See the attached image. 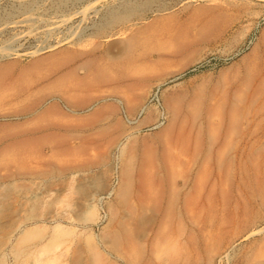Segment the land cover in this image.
<instances>
[{
  "label": "bare ground",
  "instance_id": "1",
  "mask_svg": "<svg viewBox=\"0 0 264 264\" xmlns=\"http://www.w3.org/2000/svg\"><path fill=\"white\" fill-rule=\"evenodd\" d=\"M152 1L113 2L115 4L108 9L97 31L102 33L118 23H126L129 18L142 16ZM248 4L243 0H203L195 6L191 0H185L179 8L183 17L174 12L177 9L159 12L158 17L140 25L132 34L121 35V45H114L112 52L110 47L106 55L98 50L93 53L99 43H89L92 44L91 51L85 48L60 53L51 51L30 59L26 65L17 60L0 62V106L8 100L20 101L17 107L11 105L13 108L10 110H0V186H6L8 178L18 176L22 179L27 174L42 177L72 171L71 177L69 175L72 180L75 172L94 170L105 163L109 153L107 148L117 143L124 133L128 140L134 129L149 130L151 125L150 128H157L152 138L128 143L120 162L119 158L116 161L110 189L98 194L94 191L96 197L86 199L82 196L88 202L89 211L86 213L96 211L93 215L97 216L98 211V224L102 226V245L106 255L98 252L91 242L92 248L98 252L93 257L94 264H171L172 259L165 261L160 258L164 252L173 253L176 257L181 253H194L203 264H218L235 248L237 240L232 237L235 236L233 232L246 239L263 233L264 239V26L250 49L218 75H208L187 84L186 89L172 92L164 99L160 94L156 95L155 103H151L150 98L157 90L150 89L148 95L142 91L134 93L137 88L149 87L147 81L163 80L184 67L188 68L187 65L195 60L205 45L219 41L237 27L243 16L250 13ZM28 12L22 21L29 23L33 17ZM262 18L264 15H259L248 32L244 30L246 41ZM107 35L112 37L117 33ZM53 45L37 47L29 52L33 55ZM4 46L0 49L2 56L15 53L14 49ZM240 47L234 53L239 52ZM171 65H178V69H169ZM78 69L83 71L81 78L77 77ZM97 86L105 87L106 92L111 93H104L103 88L102 94L100 88L101 93L96 94ZM83 108L88 113L79 114ZM115 112L119 117L114 120L112 115L113 120H109L108 116ZM96 124L99 127L91 129ZM49 127L69 128L71 133L54 134L59 141L49 146L52 157L41 162L44 155L42 147L45 146L31 141L38 138L33 137L32 132ZM82 128L89 131L82 133ZM66 138L79 140V143L65 146L62 141ZM34 160L36 166H31L29 163ZM2 168H5L4 172ZM91 178L88 175L83 177L86 183H90ZM73 181L77 183L75 178ZM30 187L33 188L32 185ZM75 189L77 192L63 190L68 200L64 198L67 204L61 210H75V206L84 200L75 202L80 198L76 196L80 195L78 191L81 188ZM145 209L151 210L155 217L149 231L145 230L148 235L141 239L133 231L132 219L138 211ZM67 214L64 213V219H71ZM56 226L61 224L58 222ZM208 226L214 228L209 230ZM19 237L22 241L23 235ZM221 246L222 251L219 250ZM36 259L32 264L51 262L50 259L45 262L41 257ZM240 260L241 264H257L249 250L243 252Z\"/></svg>",
  "mask_w": 264,
  "mask_h": 264
},
{
  "label": "rangeland",
  "instance_id": "2",
  "mask_svg": "<svg viewBox=\"0 0 264 264\" xmlns=\"http://www.w3.org/2000/svg\"><path fill=\"white\" fill-rule=\"evenodd\" d=\"M60 1L61 0H59V1L58 0H24V1L23 0H0V18H1L0 19V49L3 48V45H5L4 46L5 48L7 47L9 49H14L13 51L15 52V53L10 54V56H7V57L5 55L2 56L3 53L0 54V62H4L7 60H17V61H19L20 64L26 65L33 58L48 54L51 51L60 53L63 51H69L70 52V51L84 50V48L91 51L92 50L91 45L93 43H99V45H97L92 50L93 53L97 52V50H98V51H100L106 55L109 52L110 47L112 49L110 51L112 52L114 50L115 46L118 47L117 45H119V46L121 45V43H122V41H121L122 36L121 35L126 36L128 34H132L136 29L139 28L140 25L145 24L148 21L150 22L154 18L158 17L160 13H166L168 11L173 12L174 10L177 9L174 12H177L178 16L180 15L181 17H183V13L180 12L179 8L182 5V1L184 2L185 0H153L152 4L149 6V9L145 10L143 15H142V16H145L147 18L142 20L140 18L142 16H140V15L134 16V17L126 20V23L125 22L118 23V24H116V26L114 25V26H112V28L107 29V31L105 30V32H102V33L97 31V27L99 26V23H102V21L104 20V18H105L104 15L107 14L108 9H110L115 3H118L120 0H67V1L62 0L61 2ZM133 1H141V0H133ZM243 1L246 2L247 4L249 3L248 4V11L250 13L246 14L247 16L248 15L249 16L248 17L243 16L244 19L242 18L241 21L238 22L239 26L238 25H237V27L235 26L232 29V32L230 34H227L222 39H219V41L217 40L213 43H210V45H205L204 48L202 49V51L200 52V54L195 58V60L191 64L187 65L188 68L184 67L181 71L176 72V73L172 74L171 76H168L167 78H165L163 80H153L151 83H149L147 81L146 83L149 84V87H147V88L141 87V89L145 88L146 91L141 90L140 88H139L140 89L139 90L137 88V89H135L134 93L139 94L142 91V93H145V95H148V93L151 90H154V91L157 90V93L153 94L150 98L151 103H155L156 98H157L156 95L160 94L161 98L164 99L168 94H170L172 92H178V91L186 89L188 87L187 84L198 82V81H200L204 78H207L209 76L218 75L221 70H223L227 67V65L229 66L233 62L237 61L242 54H244L245 52H247L250 49L253 42L256 41V39L258 37L260 29L262 28V26H264V18H262L259 22L260 24L257 25V27H256V29H254L252 35L246 41L245 37L247 34L246 32H248L247 30H249V26L252 25V23L256 20V17H258L259 15L260 16L264 15V13H263L264 12V7H263L264 1H262V0H243ZM113 2H115V3H113ZM191 2L196 6V4L199 5V3H203V0H191ZM250 2H252V3H250ZM27 4H29V5H27ZM88 5H90V6H88ZM3 8H4V10H3ZM150 8H151V10H150ZM18 9H19V11H18ZM253 9H254V11H252ZM43 11H45V12H43ZM75 11H77V12H75ZM26 12H28L27 14H31V16L33 17V19H32L33 21H29V23L22 21ZM153 12H155V13H153ZM13 13H15V14H13ZM72 13H74V14H72ZM252 14H254V15H252ZM144 20H146V21H144ZM246 27H247V29H246ZM241 28L243 31L241 30ZM26 31H27V33H26ZM125 31H126V34H124ZM112 32L117 33V35L112 36V37L107 35V34H110ZM69 33H71L73 35L70 36L71 34H69ZM84 33H86V34H84ZM244 33H246V34H244ZM75 34L76 35L78 34V35L76 36ZM103 34H106V35H103ZM97 35H99V37ZM235 35H237V36H235ZM85 36H87V38ZM92 36L95 38H93ZM234 36L237 39L234 38ZM11 37H12L13 41L11 40ZM110 38H112V39H110ZM78 39L80 41H78ZM244 40L246 41V43ZM92 41H94V42H92ZM115 41H117L118 43H116ZM113 42H114V44H113ZM89 43H92V44L89 45ZM51 44L52 45L54 44V45L50 49H48V48L40 49L39 52H37L36 54H33V55L30 53L31 51H33V49L35 50V49L41 48L42 46L51 45ZM108 44H110V46ZM230 44H232V45L229 46ZM77 45H78V47H77ZM10 46H12V47H10ZM149 46H151V45H149ZM239 47H240V51L237 53H234L235 50ZM117 51L119 52V50H117ZM29 54H31V55H29ZM171 66H173V65H171ZM170 67H169V69H172V70L178 69V65L177 66L174 65L171 68ZM135 76H137V74ZM135 78H137V77H135ZM150 84H153V85H150ZM104 90H105V91H103L104 93H111L108 91L106 92L105 87H104ZM103 92H102V94H103ZM17 103H20V101L17 100V102H16V99L12 100V101L8 100L6 103L1 104L0 110L1 109H8V108H9L8 110H10L13 107H17L18 106ZM8 104H9V106H8ZM27 119H28V116H27ZM150 127H152V126L149 125V130H146V129L145 130L144 129L135 130L134 129L133 133L129 136L128 140L125 138V136H123L125 134L124 133L120 138L121 140L119 139V141L117 143L113 144L114 146L111 145L110 146L111 148H107L108 149L107 152L109 151V153H108V157H107V160L105 163L107 165L109 164V166L107 167V165L105 163L100 164L99 168L97 167L94 170L81 171L80 173H82L83 175L80 174L79 172H75L76 174L74 175V178L76 180L75 182H77L78 184L74 183V181H73L74 178L72 180H70V177L72 175L70 173H74L72 171L71 172L69 171L65 174L52 173V174L47 175V176L41 175L42 177H40V176L34 177L33 175L27 174L22 179L19 178L18 176H15V177L13 176L11 178H8L7 179L8 182L6 183V186H2V185L0 186V189H1L0 190V194H1L0 195V201H1L0 202V209H1L0 210V221L2 220V222H0V239H1L0 240V261H2V262H0V264H23V263L24 264H32L36 258L40 259V257H41V260H45V262H47L48 259H50L52 263L49 261L48 264H73L74 261H75L74 264H78L79 261H81V262H79V264H91V263L94 264L93 261H94V258L96 257V254H98V252H100L103 255L104 254L106 255V252L103 251V245H102V244H104L103 243L104 240H103V237L101 235V227L102 226H100L98 224L99 213L97 211V216L93 215V214H96V211L95 212L93 211V213L88 212V214H87L86 211H89L88 210L89 207H87L88 202L85 201L84 198L88 199L89 197L90 198H92L93 196L96 197L97 196L96 194H98L102 190H103L102 192H104V191H107L108 189H110V187L112 186L111 184H113V181H114L115 171L113 169H114L115 164L117 163L116 161H118V158H119V162H120V158L123 157L125 150L129 145L128 143L136 142V141H139L141 139H151L153 134L155 133V131H157V128L154 129V128H150ZM42 148L44 150V155L41 156L40 161L42 159L45 160V158L50 159L52 157L51 156V151H52L51 147H49V148L48 147H42ZM48 152H50V153H48ZM46 153L48 154V156H45ZM114 155L116 158L114 157ZM44 160H42L41 162H43ZM57 160H61V159H57ZM34 162H36V160L32 161V164H31V162L29 164L31 166L35 165L36 163H34ZM109 162H111V163H109ZM110 164H112V165L110 166ZM14 168L15 167H13L12 169L14 170ZM100 168L102 170H100ZM4 169L5 168H2L3 172H4ZM97 169H99V170H97ZM87 171H89V172H87ZM92 171L95 173L92 174ZM97 173H98V175H95ZM69 175H70V177H69ZM85 175L86 176L88 175L89 178L92 177L91 178L92 181H91V179L89 181L90 183H86L87 180L85 181L83 179V177H85ZM42 178L43 179L45 178V179L43 180ZM78 180H81V181H78ZM96 180H98L99 182ZM63 181H65V182L63 183ZM83 181H85V182H83ZM79 183H82V184H79ZM67 184H68L69 188H67ZM71 184H73V187H75L77 189L81 188L78 191V194H80V195L76 196V194H74L73 200L76 197H80V198L79 199L77 198L78 200L75 199L76 200V201L74 200L75 202L82 201L83 199L84 200L82 202H79L77 204V206H75V210L72 209L70 211V210L65 208L66 209V212H65L64 210H61L62 208L65 207V204H67L66 200H68L65 198L64 195H66V192H68L70 190L76 191L75 188L71 187L72 186ZM85 184H86V186H85ZM31 185L33 186V188L30 187ZM92 185H93V187H92ZM84 186H85V188H84ZM70 187L73 189H70ZM29 188L33 189V190H30ZM34 188L36 191L34 190ZM86 188H87L88 192L86 191ZM94 188H96V189H94ZM5 189H7L6 190L7 192L4 191ZM28 190H30V191H28ZM63 190L64 191L67 190V191L64 193ZM1 191H3V192H1ZM94 191L96 192V194L93 193ZM79 192H82V194ZM87 193H89V194H87ZM60 195L63 197H61ZM71 197H72V195H71ZM50 198H52V199H50ZM27 201H29V202H27ZM50 207H52V208H50ZM68 207H71V206H68ZM2 210L5 213H3ZM21 211H23V212H21ZM58 211L61 212V213H59V216L61 214V217L58 216ZM63 211L65 214H67V212H68L69 214H67L66 216H68V217L71 216V219H68L66 217L64 219L65 215H64ZM148 211H149V209L138 211L136 213V215L134 216V218L132 219L133 231L141 239L146 238V236L148 235L149 232H147V234H145L146 233L145 230L149 231L152 224L154 223L153 218L155 217V215L151 210H150L151 213H150V211L149 212ZM55 212L57 213V215L55 214V216H54ZM1 213H3V214H1ZM8 213H10L11 215ZM149 215H152V217ZM62 216H63V218H62ZM54 217H55V219H54ZM58 218L61 220H59ZM84 218L86 220H84ZM150 218H152L153 221ZM146 219H147V221H146ZM17 221H19V222H17ZM58 222L61 224V226H56V223H58ZM151 222H152V224H151ZM208 228H209V226L207 227V229ZM211 228H214V227H210L209 230ZM29 229H31V230H29ZM39 229H41V230H39ZM32 230L33 231L35 230V231L33 232ZM37 230H38V233H36ZM51 233H52V235H51ZM236 233L237 232H233V234L235 236L232 235V237L233 238L236 237L235 239L237 240V243L235 245L234 250L232 252H230L229 256L223 257L217 263L218 264H241L242 260H240V257L242 256L243 252H245L246 250H249L253 254V261L254 262H257V264H259L258 262L264 263V260H263L264 259V239L262 238L263 233H261L260 235H254V236L247 237V239L243 238V237H239V235ZM22 235H23V240L21 241L22 237H19V236H22ZM142 235H143V237H140ZM27 238L29 239V241H27L28 240ZM40 238H42V239H40ZM24 241H27V242H24ZM34 241H36V242H34ZM21 242L23 244H21ZM66 242H68V243H66ZM91 242H93L96 245L95 249L97 248L98 252L94 248H92ZM32 243L35 245V247ZM14 245H15V248H14ZM39 246H40V248L37 249ZM65 246H66V248H65ZM24 248H26V249H24ZM32 248H34V249H32ZM222 248H223L222 246L219 247V250L222 251L223 250ZM93 249L95 252L93 251ZM31 251L33 252V254L31 253ZM12 252H14V253H12ZM35 253H37V254H35ZM60 254H63V255L60 256ZM58 255L60 257H62V256L63 257L61 259H59L60 257L58 258ZM164 255H165V257L167 256L169 258H165V257L163 258ZM51 258L55 259V262ZM160 258L162 260L163 259L164 260L165 259H167V260L172 259V260H170L171 264H203V261H202V259H200L198 257V254H194V253H181L179 255V257H176L173 253L170 254V253L164 252Z\"/></svg>",
  "mask_w": 264,
  "mask_h": 264
},
{
  "label": "crops",
  "instance_id": "3",
  "mask_svg": "<svg viewBox=\"0 0 264 264\" xmlns=\"http://www.w3.org/2000/svg\"><path fill=\"white\" fill-rule=\"evenodd\" d=\"M73 66H75L76 64H72ZM80 70V71H79ZM82 69H78V71H77V73H78V75H77V77L78 78H81V75H82ZM100 88H101V92H102V90H103V88L104 87H102V86H97V90L95 91L96 92V94H100L101 92H100ZM90 92V91H89ZM82 110H84L83 112H81V113H79V114H85V113H88L87 111H86V109H82ZM117 114V115H116ZM114 116V120L116 119V118H118L119 117V115H118V112L116 113H112V114H110L108 117H109V120H113V116ZM103 123L104 124H107V121H103ZM100 125V124H99ZM96 126V127H95ZM95 126H92V128L91 129H94L95 130V128H98L99 126H98V124H96ZM61 129H63V128H59V129H57V128H54V127H49V128H46V130L45 129H38V130H36V131H34V132H32V135H33V137L34 136H37L38 138H35V139H32L31 141H36V142H39V143H41V144H43V146H45V147H49V146H51V145H55L59 140H57V136H59V135H61L62 133H68V134H70L71 133V130L69 129V128H64V130H61ZM85 128H82V133H84V132H87V131H89V130H84ZM59 131V132H58ZM61 131V132H60ZM59 133H61V134H59ZM48 134H49V136H48ZM57 135V136H55V135ZM43 135V136H42ZM48 137H47V136ZM41 136L44 138V140L46 139V137H47V140H45V142H43L44 140H42L43 138H41ZM53 138H52V137ZM68 136H70V135H68ZM55 137V138H54ZM57 137V138H56ZM49 138V139H48ZM50 138L52 139V140H50ZM53 139H54V141H53ZM56 139V140H55ZM52 141V142H51ZM53 142H54V144H53ZM63 143V145H65L66 146V144L68 145V146H71V145H76V144H78L79 143V140H76V139H73V138H66V140H63L62 141ZM66 142V143H65ZM69 144H68V143ZM48 143V144H47ZM52 143V144H51ZM65 143V144H64ZM47 144V145H46Z\"/></svg>",
  "mask_w": 264,
  "mask_h": 264
}]
</instances>
